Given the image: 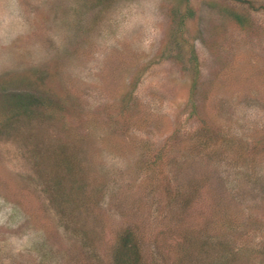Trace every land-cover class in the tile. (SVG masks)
<instances>
[{
	"label": "rangeland",
	"instance_id": "1",
	"mask_svg": "<svg viewBox=\"0 0 264 264\" xmlns=\"http://www.w3.org/2000/svg\"><path fill=\"white\" fill-rule=\"evenodd\" d=\"M264 264V0H0V264Z\"/></svg>",
	"mask_w": 264,
	"mask_h": 264
},
{
	"label": "trees",
	"instance_id": "2",
	"mask_svg": "<svg viewBox=\"0 0 264 264\" xmlns=\"http://www.w3.org/2000/svg\"><path fill=\"white\" fill-rule=\"evenodd\" d=\"M141 249L130 230L124 231L112 247L109 264H142Z\"/></svg>",
	"mask_w": 264,
	"mask_h": 264
}]
</instances>
